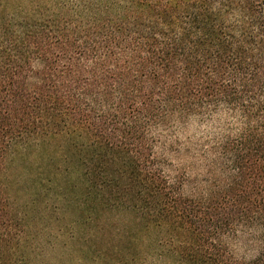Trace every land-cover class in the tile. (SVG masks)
Returning a JSON list of instances; mask_svg holds the SVG:
<instances>
[{
    "label": "trees",
    "instance_id": "1",
    "mask_svg": "<svg viewBox=\"0 0 264 264\" xmlns=\"http://www.w3.org/2000/svg\"><path fill=\"white\" fill-rule=\"evenodd\" d=\"M56 138L80 206L165 227L176 264H264V0H0V264L25 260L6 159Z\"/></svg>",
    "mask_w": 264,
    "mask_h": 264
},
{
    "label": "rangeland",
    "instance_id": "2",
    "mask_svg": "<svg viewBox=\"0 0 264 264\" xmlns=\"http://www.w3.org/2000/svg\"><path fill=\"white\" fill-rule=\"evenodd\" d=\"M68 148L64 139L41 140L16 146L6 159L1 180L13 207L21 211L14 207L15 213L26 212L22 216L26 226L13 229L21 240L18 255L25 258L19 260L23 264H176L167 252L171 247L165 227L147 223L134 210L110 207L93 213L88 205H79V194L86 190L80 184L76 155L72 154V165L63 160ZM168 158L177 160L173 155ZM68 165L67 173H58ZM73 183L77 187L68 202L70 194L65 200L63 196ZM36 191L37 206L27 212L22 206L31 194L37 196ZM247 240L244 235L230 241L235 257L252 256L254 246Z\"/></svg>",
    "mask_w": 264,
    "mask_h": 264
}]
</instances>
